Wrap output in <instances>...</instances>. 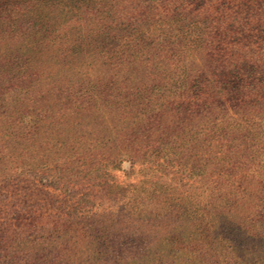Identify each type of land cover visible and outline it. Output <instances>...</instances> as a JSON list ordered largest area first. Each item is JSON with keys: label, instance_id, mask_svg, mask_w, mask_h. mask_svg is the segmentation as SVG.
<instances>
[{"label": "trees", "instance_id": "1", "mask_svg": "<svg viewBox=\"0 0 264 264\" xmlns=\"http://www.w3.org/2000/svg\"><path fill=\"white\" fill-rule=\"evenodd\" d=\"M0 264H264V0H0Z\"/></svg>", "mask_w": 264, "mask_h": 264}, {"label": "rangeland", "instance_id": "2", "mask_svg": "<svg viewBox=\"0 0 264 264\" xmlns=\"http://www.w3.org/2000/svg\"><path fill=\"white\" fill-rule=\"evenodd\" d=\"M62 10L63 14H65V10ZM138 169L139 166L135 165V166H131V163L129 161H124L122 162V164L120 165L119 169L113 170L112 174L116 177V179L120 182V183H130V182H137L139 179L142 178V176L138 175Z\"/></svg>", "mask_w": 264, "mask_h": 264}]
</instances>
